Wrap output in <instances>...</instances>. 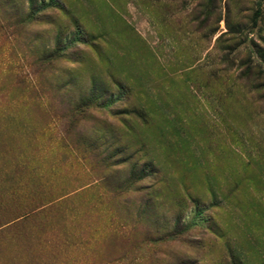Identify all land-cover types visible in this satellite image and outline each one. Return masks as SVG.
I'll return each mask as SVG.
<instances>
[{
    "label": "rangeland",
    "instance_id": "374dc122",
    "mask_svg": "<svg viewBox=\"0 0 264 264\" xmlns=\"http://www.w3.org/2000/svg\"><path fill=\"white\" fill-rule=\"evenodd\" d=\"M0 264H264V0H0Z\"/></svg>",
    "mask_w": 264,
    "mask_h": 264
},
{
    "label": "trees",
    "instance_id": "16d2710c",
    "mask_svg": "<svg viewBox=\"0 0 264 264\" xmlns=\"http://www.w3.org/2000/svg\"><path fill=\"white\" fill-rule=\"evenodd\" d=\"M55 5H58V2H55ZM135 111H137V110H135Z\"/></svg>",
    "mask_w": 264,
    "mask_h": 264
}]
</instances>
